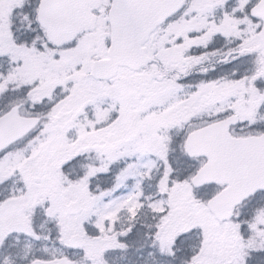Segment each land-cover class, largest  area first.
Returning a JSON list of instances; mask_svg holds the SVG:
<instances>
[{
	"label": "snow or ice",
	"instance_id": "obj_1",
	"mask_svg": "<svg viewBox=\"0 0 264 264\" xmlns=\"http://www.w3.org/2000/svg\"><path fill=\"white\" fill-rule=\"evenodd\" d=\"M0 264H264V0H0Z\"/></svg>",
	"mask_w": 264,
	"mask_h": 264
}]
</instances>
